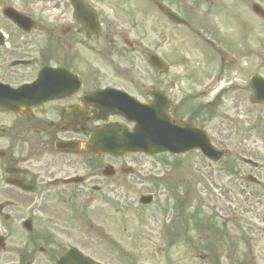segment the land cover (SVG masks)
Returning a JSON list of instances; mask_svg holds the SVG:
<instances>
[{
  "label": "flooded vegetation",
  "instance_id": "1",
  "mask_svg": "<svg viewBox=\"0 0 264 264\" xmlns=\"http://www.w3.org/2000/svg\"><path fill=\"white\" fill-rule=\"evenodd\" d=\"M50 1L54 0H0V264H142L139 241H131L132 249L124 250L118 242L126 241L117 240L115 227L144 216L141 210L149 211V220L160 226L161 263L179 264L169 249L180 246L174 235L180 234L182 228L183 233L186 231L187 216L180 214L183 206L190 209L188 264H264L261 239L264 228L238 222V214L228 216L231 215L228 203L240 211L244 197L258 193L247 184L259 187L264 194V175L259 173L262 167L238 157L242 166L255 171L261 180L240 166L238 173L242 176H231L232 183L237 185L236 193L228 178V186L223 185L222 195L228 201L223 208L227 211L225 216L219 223H211L212 216L206 217V224L198 225L195 188L186 197L185 192L176 191L174 177L160 176L163 191L155 192L156 188L151 186L147 192H135L137 195L132 196V191H127L132 189L129 183L142 184L144 179L126 172L135 163L134 155L115 156L84 148L90 132L100 131L107 123L132 127L124 115L125 106L120 103L124 97L115 95L109 100L106 95L95 94L99 89H116L148 103L150 90L155 88L165 96L166 113L205 130L208 135L206 124L211 118L208 113L225 90L241 87L248 92V103L264 105L251 103L249 89L253 78L264 80V47L258 43L248 47L245 41V37L253 36L258 24L241 18L245 29L233 46L227 45L212 27L207 28L211 39L200 36L211 52L204 63L209 71L206 81L192 80L196 67L174 64L161 50L158 53L168 69H152L148 79V73L144 72L148 65L138 62L139 54L133 63L100 59L106 53L124 57L138 53L139 49L147 52L142 45L144 33L133 40L122 33L109 37L106 30L116 23L117 16L112 11L114 16L106 17L98 7V0H83L94 12L88 16L91 18L88 28L74 16L70 0H55V6H61L60 19L44 5ZM131 2L136 3V11L142 13L143 19L150 14L171 23L159 4L181 12L173 8L174 0ZM142 2L147 7L144 3L143 8ZM232 2L243 7L248 3L249 8L254 3ZM214 3L217 6L218 0L207 4ZM38 5L43 9L39 11ZM6 7L24 16L19 24L4 14ZM122 11L133 23L138 22L136 16L129 17ZM253 16L264 23L257 15ZM158 37V40L166 38L162 31ZM111 101L114 106L106 104ZM224 164L228 167L233 163L227 160ZM144 194L152 196L145 205L138 203V197ZM123 200H136L137 213L132 215L130 205ZM117 203L121 209L116 207ZM120 211L130 214H127L130 218L118 217ZM250 214L262 215L260 219L264 222V211ZM139 221L145 223L146 219ZM139 234L144 238V232Z\"/></svg>",
  "mask_w": 264,
  "mask_h": 264
},
{
  "label": "rangeland",
  "instance_id": "2",
  "mask_svg": "<svg viewBox=\"0 0 264 264\" xmlns=\"http://www.w3.org/2000/svg\"><path fill=\"white\" fill-rule=\"evenodd\" d=\"M99 8L101 12H104L106 17H112V11L117 17H114L115 24L106 30L109 37H114V33H118L120 36L124 34L125 38L129 40L140 39L142 33H144V49L147 52H143L139 49L138 53L125 54L124 57L119 55H110L109 53L102 54L100 59L102 62H109V59H116V62H131L133 63L135 58L139 54L141 59L139 63H144L147 65V58L149 53L154 52L159 55L158 50L166 53L169 59H172L174 64L186 63L196 67L193 69L192 80L196 81H206L209 78L207 67L204 66L205 61L210 57L211 52L209 48L200 39V36L206 37L208 39L209 35L207 28H211L220 34L223 41L229 45L233 46L242 34L244 29L241 26L242 19L245 18L247 22L252 24H258V28L254 31L252 35L245 37L246 44L248 47H255L258 43L260 47H264V23L257 21L256 18L250 11L248 3L243 7L237 2H232L233 0H218L217 6L215 3L213 5L202 2L204 0H174L173 8L180 10L182 15L185 16L186 22L184 25H175L169 22L165 23L164 19L155 18L152 15H147L144 17L140 11H136V3L131 2V0H121L120 2L115 0H98ZM141 4V0H137ZM246 2L248 0H245ZM259 3L264 8V0H250ZM55 0L53 2H46L44 5L48 8V12L53 16L60 19L61 6H55ZM143 8H144V3ZM233 4V5H232ZM146 7L147 4L145 3ZM216 7V8H215ZM210 8H215L211 10ZM43 7L38 5V10H42ZM121 9V10H120ZM124 9V11H122ZM136 16L138 22L133 23L130 19L125 17ZM180 12V13H181ZM259 22V23H258ZM240 23V24H239ZM60 23H58L59 25ZM186 25V26H185ZM162 31L164 36L163 39L158 40V32ZM122 33V34H121ZM170 36L169 40L167 37ZM142 41V40H141ZM245 41H243L245 43ZM168 43V44H167ZM242 43V41H241ZM141 46V47H143ZM161 48V49H160ZM149 51V52H148ZM190 68V67H189ZM184 72L185 68L181 66ZM151 67H144V72L148 73V79H151ZM190 70V69H189ZM215 70V68H213ZM208 72V73H207ZM213 73H211L212 75ZM211 77V76H210ZM224 86L222 89H226ZM220 90L217 91V93ZM216 93V94H217ZM248 92L243 91L241 87H235L233 89L225 90V93L221 96L219 102L211 106L210 113L211 116L209 122L206 124V129L209 132L213 145L217 148L228 147L231 149V154L222 157L219 161L215 163H208L203 160L198 152L190 151L181 155H169L166 153L157 154L153 156H143L135 155L132 160L135 163H131L134 169L133 175L137 177H143V183L133 182L129 183L132 185V189L127 191H132V196H136L135 192H147L148 189L153 186L155 192L163 191V186L159 184L160 176L174 177L176 183V191L179 193L192 191L191 188H195L197 193V219L196 223L206 224L207 219L210 216H214L210 221L211 223H219L220 218L225 216L226 210H223L225 203L228 201L222 195V191L225 190L223 185L226 186L229 182L234 186L236 193L237 185L233 184V179L231 176H242L240 171V166L246 171L253 173L255 171L242 166L241 162L237 159L236 153L245 156L253 157V159L263 162L262 169L259 170L260 175H264V105L261 107L253 106L248 103L246 96ZM236 99V100H235ZM237 159L239 162H236ZM230 161L233 164H229L227 167L224 163ZM260 164V163H259ZM254 174V175H253ZM254 177L261 180L260 175L253 173ZM228 178V179H227ZM230 184L231 188L232 185ZM144 188H141L143 187ZM248 188L253 191H258V193H253L245 196L243 199L241 207L243 209L235 208L233 204L228 203L230 206L229 217H233L234 214L237 215L238 222L248 223L258 225L264 228V222L261 221V216L252 215L250 213L264 211V194L260 191L259 187L247 184ZM223 188V189H222ZM230 189V188H229ZM264 190V187H263ZM123 191V190H122ZM231 191V189H230ZM119 192V191H118ZM188 197V194L186 195ZM134 198V197H133ZM235 199L237 197L234 196ZM135 201L129 202L123 200L130 205L132 215L137 213V208L135 206ZM236 202V200H235ZM262 202V203H261ZM116 207L121 209L120 203L116 204ZM182 208V207H181ZM144 211V216H140L137 220H131L126 224H117L115 227L117 229V240H125L126 242H118V246L124 250L130 251L132 245H129L131 241L138 240L143 253L140 252L142 264H162L159 254V224L152 222L148 215L149 211L141 210L140 213ZM128 214V213H127ZM120 211L118 217L128 220L130 217ZM181 216H187L184 225V218H181V225H184L180 230V234L176 233L175 240H178L180 246L178 248H170L171 254L175 255L179 260V264H188L190 260V242L189 236L191 232L189 231V215L190 209L188 206H183ZM158 218V214H157ZM227 218V216H226ZM146 219V222L139 221ZM264 219V215H263ZM243 220V221H242ZM193 222V221H191ZM123 227L126 231H123ZM187 228V229H186ZM140 232H144V238L139 236ZM123 234V236H121ZM264 234V233H262ZM263 236V235H262ZM262 241L264 237L261 238ZM132 243V242H131ZM142 253V254H141ZM144 255V256H142Z\"/></svg>",
  "mask_w": 264,
  "mask_h": 264
},
{
  "label": "water",
  "instance_id": "3",
  "mask_svg": "<svg viewBox=\"0 0 264 264\" xmlns=\"http://www.w3.org/2000/svg\"><path fill=\"white\" fill-rule=\"evenodd\" d=\"M71 1L74 9L78 13L76 17L85 21V16L79 13L82 8L87 11L86 7L79 0ZM252 8L264 18V11L259 9L257 5H254ZM168 15L171 19L176 20V22H183L178 18L176 19L172 14L168 13ZM149 63L157 68L160 67L159 60L156 56H150ZM258 80L262 79L258 78ZM250 89L252 91L253 102H264V82L260 81L257 86L251 85ZM152 94L154 96L152 102L149 105H144V131H141L143 126L140 123H137L132 131H112L118 125L116 123H109L101 128L107 131H94L91 133V141L86 144L85 148L89 151L95 149L97 152H109L112 154L136 151H142L146 154L166 151L175 154L186 152L192 148H200L204 154L214 160H218L224 155L225 151L214 149L207 139L202 141L200 137L203 134L199 131H181V128H191V126L183 124L180 120H172L166 116L167 118L164 122H168V124H163L162 120L155 117L152 113L154 107L158 108L157 98L154 93ZM177 127H179V131H177Z\"/></svg>",
  "mask_w": 264,
  "mask_h": 264
}]
</instances>
